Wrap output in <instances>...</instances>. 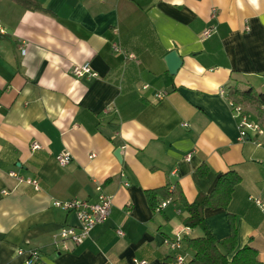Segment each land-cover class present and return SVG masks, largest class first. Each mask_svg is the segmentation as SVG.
Returning <instances> with one entry per match:
<instances>
[{
	"label": "crops",
	"instance_id": "0c3cea01",
	"mask_svg": "<svg viewBox=\"0 0 264 264\" xmlns=\"http://www.w3.org/2000/svg\"><path fill=\"white\" fill-rule=\"evenodd\" d=\"M33 1L40 9L0 0V264H26L19 249L42 264H189L185 241L202 231H185L183 207L150 193L177 187L192 204L229 171L241 182L226 209L204 210L205 226L216 241L234 228L236 250L261 262L264 108L239 105L261 129L242 140L228 102L264 94V0ZM173 51L175 76L164 62ZM84 63L96 78L73 77ZM63 153L71 161L60 167ZM97 187L112 199L108 219L62 249L60 231L78 221L53 203H95ZM177 235L180 252L164 245Z\"/></svg>",
	"mask_w": 264,
	"mask_h": 264
},
{
	"label": "trees",
	"instance_id": "16d2710c",
	"mask_svg": "<svg viewBox=\"0 0 264 264\" xmlns=\"http://www.w3.org/2000/svg\"><path fill=\"white\" fill-rule=\"evenodd\" d=\"M16 4L29 10H38L40 6L33 0H12ZM236 99H230L235 105L242 103H257L264 108V94H258L252 90L244 92L234 91L230 93ZM239 103V104H238ZM261 115H264L262 111ZM203 171V170H202ZM201 171V172H202ZM200 173V171H199ZM241 178L232 171L218 178L214 190L209 195L199 194L192 204H187L182 193L174 187L169 193L166 188L150 193L155 197L160 195L162 199L171 198L178 202L184 209L186 217L183 220L185 228L189 230L198 229L202 231V236L195 239H187L186 248L193 253V258L189 264H262L257 260L255 250L244 247L236 250L237 237L233 228L231 235L221 241H216L205 226L203 212L205 209H226L230 203L235 188L240 184ZM153 206H157L156 203Z\"/></svg>",
	"mask_w": 264,
	"mask_h": 264
},
{
	"label": "built area",
	"instance_id": "2783aa9c",
	"mask_svg": "<svg viewBox=\"0 0 264 264\" xmlns=\"http://www.w3.org/2000/svg\"><path fill=\"white\" fill-rule=\"evenodd\" d=\"M3 31L0 28V34H2ZM211 35V31L207 30L203 33V39H208ZM26 51V46L24 43H21V54L24 55ZM113 51L118 54H124L125 59H134L133 55L125 54L121 50V48L117 45L113 46ZM71 74L76 79H80L82 77H92L96 78L97 74L93 72L91 69V66L89 63H84L80 65H74L71 68ZM146 88V87H145ZM166 97V93H160L157 95V99L160 101ZM229 106L232 110V113L234 114L235 120L237 121V126L240 132L241 139L243 140L245 137H247L248 131H256L261 132L260 127L251 122L246 115V113L243 111L242 107L235 105L232 101L229 100ZM40 147L38 144L34 143L31 146V150L35 151L38 150ZM93 156H91L92 158ZM56 162L60 167L67 166L71 161V156L68 153H63L58 156H56ZM11 177L17 178L20 182H23V179L16 176L15 173L9 174ZM26 184L31 185L35 191H38L39 184L36 180H26ZM98 192L97 201L95 203H87L84 201H70V202H54L53 206L56 208H60L63 211L66 212H73L77 218L78 226L77 227H68L63 228L59 233V242L62 243L61 247L64 250H67L65 247V241L70 240L76 245H80L91 233V231L99 225H102L105 223V221L108 219L110 213H111V205H112V199L111 197L105 195L100 187L96 188ZM255 204L264 207V204H262L260 201L253 199ZM172 201L170 199L164 201L161 203L157 208L156 211H160L164 209L166 206H168ZM180 214V212H178ZM188 228H185V231H188ZM117 234L119 236H122L123 234L120 231H117ZM182 237L180 235H177L173 239H165L164 245L167 246L171 251L180 252L182 249ZM18 256H25L26 264H42L41 263V257L39 252L35 250H31L28 252H25L21 249L17 251ZM185 256L179 255L175 258V264H185ZM261 263L264 264V252H262V259ZM135 264H146V262H138Z\"/></svg>",
	"mask_w": 264,
	"mask_h": 264
},
{
	"label": "water",
	"instance_id": "95a60500",
	"mask_svg": "<svg viewBox=\"0 0 264 264\" xmlns=\"http://www.w3.org/2000/svg\"><path fill=\"white\" fill-rule=\"evenodd\" d=\"M164 62L166 64L167 71L171 76H175L180 67L182 66L181 58L174 51L170 52L164 58Z\"/></svg>",
	"mask_w": 264,
	"mask_h": 264
},
{
	"label": "rangeland",
	"instance_id": "374dc122",
	"mask_svg": "<svg viewBox=\"0 0 264 264\" xmlns=\"http://www.w3.org/2000/svg\"><path fill=\"white\" fill-rule=\"evenodd\" d=\"M240 89L243 91L244 90V87H240Z\"/></svg>",
	"mask_w": 264,
	"mask_h": 264
}]
</instances>
